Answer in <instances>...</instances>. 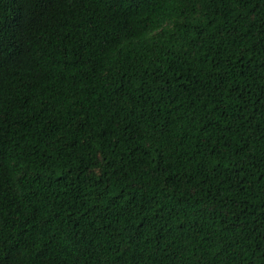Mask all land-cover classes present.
<instances>
[{
  "label": "trees",
  "instance_id": "1",
  "mask_svg": "<svg viewBox=\"0 0 264 264\" xmlns=\"http://www.w3.org/2000/svg\"><path fill=\"white\" fill-rule=\"evenodd\" d=\"M0 264H264V0H0Z\"/></svg>",
  "mask_w": 264,
  "mask_h": 264
},
{
  "label": "snow or ice",
  "instance_id": "2",
  "mask_svg": "<svg viewBox=\"0 0 264 264\" xmlns=\"http://www.w3.org/2000/svg\"><path fill=\"white\" fill-rule=\"evenodd\" d=\"M24 2H25L26 4H28V3L31 2V0H24Z\"/></svg>",
  "mask_w": 264,
  "mask_h": 264
}]
</instances>
